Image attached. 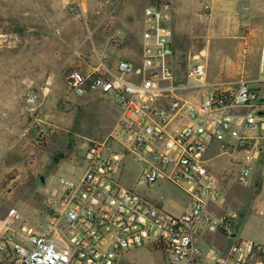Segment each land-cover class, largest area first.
Here are the masks:
<instances>
[{
    "label": "built area",
    "instance_id": "built-area-1",
    "mask_svg": "<svg viewBox=\"0 0 264 264\" xmlns=\"http://www.w3.org/2000/svg\"><path fill=\"white\" fill-rule=\"evenodd\" d=\"M66 4L82 10V0ZM171 10L168 0L145 8L140 65L121 60L112 70L100 54L93 70L67 72L74 95L112 97L119 119L106 138L86 147L80 178L62 179L41 199L45 226L33 228L14 209L0 219V264H121L127 251L144 247L161 253L165 264H264V243L239 236V214L226 207L224 173L214 171L209 157L214 143L218 155L245 153L236 161V181L254 185L253 161L264 151V79L207 81L202 62L178 71ZM202 11L212 18L210 0ZM25 108L22 136L44 147L53 129L36 93L27 94ZM127 156L141 166L139 182L166 179L184 194L179 214L120 183L115 173ZM213 235L227 243H208Z\"/></svg>",
    "mask_w": 264,
    "mask_h": 264
},
{
    "label": "rangeland",
    "instance_id": "rangeland-1",
    "mask_svg": "<svg viewBox=\"0 0 264 264\" xmlns=\"http://www.w3.org/2000/svg\"><path fill=\"white\" fill-rule=\"evenodd\" d=\"M47 2L48 0H0V113L8 107L11 113H16L18 110L14 111L13 106L17 105L23 108L26 117L28 112L25 108V98L29 92L36 93L39 102H42L41 93L47 84L44 83L45 71L50 67L47 62L52 61L47 56L44 33L50 25H75L78 19L84 27H89L93 18L97 19V22L101 21L100 16L90 12L86 14V11L80 9L74 13L69 12L66 7L59 12L58 9L49 11ZM222 8L210 20L203 19V24L207 28L211 27L204 37L196 31L190 34L187 40L190 46L185 57L189 58V65L194 62L204 63L207 81H214L213 77L234 81L241 76L264 79V72H260L259 62L255 57L256 49L260 50L264 44V36L260 41L259 35H252V24L244 5L243 11L234 6ZM199 12L203 13L201 10ZM102 24L106 25L107 22L100 23ZM250 37L257 39V42L246 44L244 47L235 41L246 43ZM189 83L198 82L189 80ZM105 103H108L107 99L96 95L89 104L75 108L70 120L73 133L53 131L49 133L44 147H37L30 137H22L26 142L14 144L11 143L13 139L9 138L10 147L5 153L6 159L8 162L15 161L16 165L11 171L0 170V202L3 203L0 205V211L17 210L23 215V220L35 229L46 225L45 206L41 199L50 196L62 179H79L85 166L83 156L87 143L83 139L103 140L116 124L110 111L102 108ZM114 106L118 109L115 104ZM209 151V157L214 156L210 162L214 171L224 173L222 186L225 196L229 197V204L236 208L240 216L245 218L248 215L243 219L239 236L264 242V216L257 214L259 209H264L260 195L262 187L264 188V151L259 160L253 161L256 165L255 180L259 185L248 188L240 186L236 181V161L244 159L245 153L218 155L220 151L213 144ZM2 152L0 149V155ZM38 154L42 155L41 162L45 164H69L63 168L49 167L41 174L35 173ZM19 167L24 169L18 170ZM140 171L141 166L127 156L125 165L121 166L115 176L123 185L134 189L148 200L159 202L163 208L174 214H179L184 209L186 197L182 192L166 179L155 183L139 182ZM229 204L226 206L230 209ZM121 264L165 262L161 253L144 247L127 251Z\"/></svg>",
    "mask_w": 264,
    "mask_h": 264
},
{
    "label": "crops",
    "instance_id": "crops-1",
    "mask_svg": "<svg viewBox=\"0 0 264 264\" xmlns=\"http://www.w3.org/2000/svg\"><path fill=\"white\" fill-rule=\"evenodd\" d=\"M66 2L67 0H48L47 6L49 11H54L56 9H58V12L63 11L65 7L71 13L77 11H71ZM168 2H170L172 8V43L175 49L173 61L176 69L184 72L189 65V58L187 59L185 57L188 55L186 51L189 50L190 46L187 42L190 38V34L196 31L199 35L204 37L205 33L211 27L207 28L205 24H203L202 21L206 18L202 12H199V10L202 11L204 0H168ZM151 3L152 0H82V11H86V14L90 12L97 17L100 16L101 21L97 22V19L95 20V18H93L91 20V26L84 27L82 22L77 19L75 25H50V27L45 30L47 56L48 59L52 61L47 62L50 67L45 71L44 83L46 82L47 84L41 93V110L44 122L47 126L53 129V131L58 132V130H62L73 133L70 121L73 110L89 104L96 95H100L96 93L88 94L84 97H77L74 95L68 89L66 82V73L69 70L79 69L82 72L93 70L100 64L98 60V55L100 54L104 56L106 65L112 70L116 69L121 60L131 62L137 66L140 65L142 55V34L145 19L144 10L146 7L150 6ZM210 5L213 15L217 11L223 9L222 7L226 9L229 7L233 8L234 6L236 9L242 10V6L244 5L247 10L246 13L249 15L250 24H252V35H259V40L262 41L264 36V0H210ZM73 19L75 18H72V20ZM104 21H106L107 24L100 25V23H103ZM93 22L97 23L95 24ZM235 41L245 47L246 44L257 42V39L250 37L249 42L246 43L239 40ZM255 57L256 61L259 62L260 67V50L258 48L256 49ZM212 79L219 82L228 81L218 77H213ZM247 79L257 80L254 78ZM197 93L198 92L190 91L187 93V96L190 98H197ZM101 96L108 101V103H105L102 108L107 112L110 111V114H112L117 123L120 111L115 108V103H113L112 97L106 95ZM13 107L14 111L18 110L16 113H11L9 107L5 109L3 113H0V149L3 151L0 155V165L2 164L1 171L14 170L16 165L15 161L13 162L11 160L8 162L6 159L7 155H5V153L10 147V145L8 146L10 143L9 138L13 139V142H11L12 144L15 142L19 143L20 141L26 142V139L22 138L23 136H21V133L23 126L28 119V115L26 113L27 116L25 117L23 108L20 106L14 105ZM111 131L112 130H110V132ZM108 134H106V137ZM83 140L87 143H85L86 147L90 142L94 141L90 138ZM213 145L218 149L217 144L214 143ZM37 158L38 160L37 164H35L34 170L35 173L39 174L49 167H52L53 169L63 168L69 164L42 163L41 154H38ZM210 158H214V156ZM259 159L260 157L257 160ZM17 169L21 170L24 169V167H19ZM254 185H259V182L255 180V175ZM263 189L264 188L262 187V193L260 194L261 200ZM228 199L229 197L227 196L226 205L229 204ZM261 202L264 205V201L262 200ZM1 204L3 203L0 202V205ZM229 206L231 210H234L239 214V212L235 210L236 208L230 204ZM8 213L9 210L0 211V219L7 218ZM257 214L259 216H264V209H259ZM245 218L239 214V229L242 227V222ZM258 241L264 243L260 240ZM207 242L223 247L227 243V240L221 235H213L207 238Z\"/></svg>",
    "mask_w": 264,
    "mask_h": 264
},
{
    "label": "trees",
    "instance_id": "trees-1",
    "mask_svg": "<svg viewBox=\"0 0 264 264\" xmlns=\"http://www.w3.org/2000/svg\"><path fill=\"white\" fill-rule=\"evenodd\" d=\"M55 160H57L56 157H55Z\"/></svg>",
    "mask_w": 264,
    "mask_h": 264
},
{
    "label": "water",
    "instance_id": "water-1",
    "mask_svg": "<svg viewBox=\"0 0 264 264\" xmlns=\"http://www.w3.org/2000/svg\"><path fill=\"white\" fill-rule=\"evenodd\" d=\"M233 236H235V235H233Z\"/></svg>",
    "mask_w": 264,
    "mask_h": 264
}]
</instances>
